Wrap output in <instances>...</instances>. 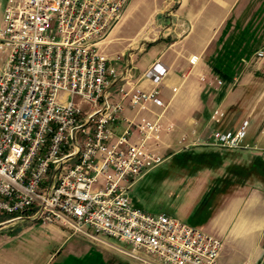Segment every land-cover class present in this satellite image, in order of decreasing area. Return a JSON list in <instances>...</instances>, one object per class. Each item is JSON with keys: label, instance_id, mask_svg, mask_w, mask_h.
Segmentation results:
<instances>
[{"label": "built area", "instance_id": "2783aa9c", "mask_svg": "<svg viewBox=\"0 0 264 264\" xmlns=\"http://www.w3.org/2000/svg\"><path fill=\"white\" fill-rule=\"evenodd\" d=\"M130 2L7 1L0 29V216L8 219L0 226L40 222L72 237L112 239L138 261L219 264L221 239L133 202L135 187L165 158L152 150L164 130L159 120L115 130L126 104L141 110L159 103L157 89L113 90L116 59L101 50ZM148 74L160 84L168 68L157 62ZM249 128L245 120L201 145L259 150L246 143Z\"/></svg>", "mask_w": 264, "mask_h": 264}, {"label": "crops", "instance_id": "0c3cea01", "mask_svg": "<svg viewBox=\"0 0 264 264\" xmlns=\"http://www.w3.org/2000/svg\"><path fill=\"white\" fill-rule=\"evenodd\" d=\"M7 1L0 0L3 15ZM150 1L157 7L163 29L171 36L169 42L159 40L146 52L139 50L130 54L129 51L125 61L112 57L116 46L129 39L121 34L124 21L146 2L131 0L121 22L101 44L103 53L116 59L114 65L119 78L113 90L124 86L128 90L146 92L157 89L160 93L159 103H149L145 109H132L126 104L115 130L121 134L127 129L129 122H137L142 118L159 120L164 130L159 140L152 143V150L165 158V161L167 156L172 162L182 152L192 149L199 151L196 148L204 147L201 144L215 131L237 130L245 120H250L246 143L259 150H207L228 153L230 156L223 168L216 171L203 170L209 174L205 182H201L200 176H196L203 171L186 173L188 177L195 178L189 186L187 204L179 208L176 215L223 241L219 264H264V185L255 183L239 188L226 198L215 216L205 223L191 217L195 205L207 191L212 174L225 170L232 163H248L253 156L264 159V129L261 130L259 126V118L250 119L257 108L254 107V95H249L246 87L239 89V66L247 61L243 60L239 64L237 60L227 64L219 59L229 43L239 37V22L242 19L239 5L244 0ZM150 24H146L144 36L149 31ZM227 24L230 25L228 30ZM157 62L168 68V74L160 84H155L148 74ZM217 66L232 67L233 75L227 79L222 78L215 70ZM241 81V85L248 84L245 79ZM249 106H252V110H249ZM168 127H172V130H167ZM230 153H239V157ZM133 195L134 193L132 198ZM133 202L141 207L140 203H135L134 198ZM51 230L63 232L58 226L51 227ZM1 243L0 241V264H52V257L30 258L2 250Z\"/></svg>", "mask_w": 264, "mask_h": 264}, {"label": "rangeland", "instance_id": "374dc122", "mask_svg": "<svg viewBox=\"0 0 264 264\" xmlns=\"http://www.w3.org/2000/svg\"><path fill=\"white\" fill-rule=\"evenodd\" d=\"M246 1L244 0L239 5V15L242 18L239 27L242 30L245 29L246 33L240 56L243 55L242 57L247 61V63L243 62L239 68V89L246 87L249 89V95H254L253 102L256 105L254 107L257 108L250 119L259 118V126L262 130L264 129V0ZM2 15L3 10L0 9V20ZM160 17L157 15V7L150 0H146L137 10L130 13L124 21L121 32L123 37L129 39L116 46L112 57H118L122 59L121 61H125L129 51H131L130 54L139 50L146 52L153 43L159 42V40L163 39L169 42L171 36L167 35L166 29H163ZM149 23H151L149 33L147 32L144 36L146 24ZM246 50L250 51L247 56L243 54ZM259 53L263 54V57H260ZM3 59L4 56L0 51V64ZM243 79L248 81V84L241 85ZM240 105L239 109L242 108ZM249 110H252V106L251 108L249 106ZM196 149L204 151L212 148L197 147ZM252 151L256 152V150ZM230 154L239 157V153ZM170 166L171 159H167L166 156L164 164L156 168L136 186L133 198L135 203H140L141 208L147 213L166 214L183 220L176 214L179 212V208H183L187 204L189 186L195 177H188L182 170L167 174L166 171ZM224 172L225 170L218 171L216 174H212V177L220 176ZM196 176H200L201 182H205L209 174L203 171ZM7 219L8 217L0 216V223ZM30 226L32 228H29ZM53 226L31 221L1 225L2 250L23 254L30 258L49 259L52 257V264H77L86 258V254L92 252L100 254L106 264H156L148 257H145V261H137L128 257L120 252L121 249L126 251L127 247L115 240L103 238L101 241H94L83 236L72 237L62 228L63 232L60 233L51 230Z\"/></svg>", "mask_w": 264, "mask_h": 264}, {"label": "trees", "instance_id": "16d2710c", "mask_svg": "<svg viewBox=\"0 0 264 264\" xmlns=\"http://www.w3.org/2000/svg\"><path fill=\"white\" fill-rule=\"evenodd\" d=\"M227 24L226 30L229 29ZM240 28V27H239ZM245 29H239V37L229 43L225 52L220 55V61L230 64L233 61L239 60V64L245 60L240 56V51L243 50L245 37ZM243 54H250V51H244ZM240 68V66H239ZM217 73L222 78L227 79L233 75V68L230 66L215 67ZM228 153H220L214 151H196L192 149L185 151L177 156L171 162V166L167 169V174L172 171H184L188 174H196L203 170H219L224 167L229 159ZM173 174V173H171ZM259 183L264 185V159L261 156H253L248 163H232L225 168V172L213 178L203 194L197 202L191 214L193 219H199L205 223L215 216L218 210L222 207L226 198L233 195L239 188ZM190 224V223H189ZM195 226L193 224H190ZM198 227V226H195ZM77 264H106L100 254L90 253L81 262Z\"/></svg>", "mask_w": 264, "mask_h": 264}]
</instances>
